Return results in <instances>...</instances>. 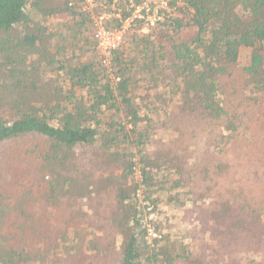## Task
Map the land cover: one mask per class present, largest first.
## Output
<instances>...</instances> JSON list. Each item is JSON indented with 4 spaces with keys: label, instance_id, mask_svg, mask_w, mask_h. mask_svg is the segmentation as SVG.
Masks as SVG:
<instances>
[{
    "label": "trees",
    "instance_id": "16d2710c",
    "mask_svg": "<svg viewBox=\"0 0 264 264\" xmlns=\"http://www.w3.org/2000/svg\"><path fill=\"white\" fill-rule=\"evenodd\" d=\"M97 1L113 29L148 0ZM182 1L107 66L84 0H0V264H264V0ZM163 201L189 229L151 244ZM236 229L252 245L200 253Z\"/></svg>",
    "mask_w": 264,
    "mask_h": 264
},
{
    "label": "rangeland",
    "instance_id": "374dc122",
    "mask_svg": "<svg viewBox=\"0 0 264 264\" xmlns=\"http://www.w3.org/2000/svg\"><path fill=\"white\" fill-rule=\"evenodd\" d=\"M117 1H119V0H117ZM170 1H172V0H157L156 3H154L152 6L153 11L150 12L149 17L154 19L155 13H157L158 11H160L161 15L163 14V17H165L169 14L171 15V10L174 7H171V5L169 4ZM177 6L178 7L184 6V2L181 0V2H179L177 4ZM177 12L178 13H176V14L174 13L173 16L180 14L179 11H177ZM151 31H153V30H151ZM151 31H150V28L148 27V24L145 23L140 32L141 33L148 32V34H149V32H151ZM128 34H127V36H128ZM143 34H145V33H143ZM90 36H92V34ZM75 50H76V53L74 52ZM75 50H73V53H75L76 56H79V54L81 56V53L83 54V52H79L77 49H75ZM94 55L95 54H92V56H91L93 60H95V58H97ZM250 57H251V50L250 49L242 50L241 57H240V65L241 66L248 65L250 62ZM38 59H33L34 62L36 60H38L39 61L38 63L40 64V68L38 70L37 77L40 78L44 83L50 81V82H53L54 84L56 83L57 87H58V85L60 86L61 82L58 81L57 74L54 75V73L51 72L52 69H51V67H49L50 65L47 63L48 61L45 58V56L41 55ZM56 66L58 67V64H56ZM55 78H56V82H55ZM163 126L159 125V128L156 130L155 134H156V137L158 136L159 138H166L167 139L169 136L163 132V129H162ZM167 141H169V140H167ZM157 144H159V142ZM184 146H187V145H184ZM167 148L170 150L168 152L166 151L164 153L165 154L168 153L167 154L169 156L168 158L172 157L171 159L175 160L176 163L180 162L183 158H185L187 151H188V148L178 147V148H180L181 151H180V153H178V156L175 157V156H173L174 151H179L177 146L176 145H170V146H167ZM158 150H160V149H158ZM158 150L156 152H158ZM163 151H165V150H163ZM83 158H85L83 160L84 165L87 166V164L88 165L91 164V161L88 157H83ZM156 158H157V156H156ZM138 168L140 169V165ZM139 169H138L137 174L135 176V180L140 183V178H141L140 174L141 173H140ZM151 209L152 208L150 207L147 211L150 212ZM184 215H185L184 214V207L182 206L181 203H179L177 201V202L173 203L172 206H169L166 203V201H163L159 210H156L155 212H153L152 214L150 213V215L147 216L150 243L153 244L155 239H161L164 232L172 235L174 240L176 237L178 238V237H181L182 235H184V233L187 232L189 229V227L188 228L185 227L186 221H185ZM228 217H229V215H228ZM226 223H228V222H226ZM158 224H160V228H158ZM237 225H239L238 221H235V222L233 221L230 226H232V228H235ZM202 226L207 228V225H205V223ZM219 230H221V229H219ZM191 231L194 233L193 236L197 237V234H198L197 231L198 230L192 229ZM235 231L237 233L234 234V240L232 239L231 243L229 242L228 238L225 239V237L223 235H219V234L216 236L214 235V240L207 238V239L211 240L212 243L207 244L206 241H202L200 253H202V255L204 257H208V256H212V253L210 251V250H212V251L216 252V254L214 256H216L218 254V256L221 259H223L230 253L232 255H234V250L238 246V244L246 242L249 246L252 245V242L250 241V239H248V236H246L243 233L240 234L241 231H238V229H236ZM233 241H235V242H233ZM179 246L182 248V244L179 243L177 245L178 248H176V249L178 251L179 250L181 251V248H179ZM196 261L197 260L194 259V260L190 261L189 264H196Z\"/></svg>",
    "mask_w": 264,
    "mask_h": 264
},
{
    "label": "built area",
    "instance_id": "2783aa9c",
    "mask_svg": "<svg viewBox=\"0 0 264 264\" xmlns=\"http://www.w3.org/2000/svg\"><path fill=\"white\" fill-rule=\"evenodd\" d=\"M157 0H148L141 6L135 7L133 1L127 7L128 9L135 8L133 14L125 21L121 22V25L117 28L109 29L107 28V21L109 19L121 18V9H118L114 4L112 10L102 11L97 13L102 6V4L97 0H84V7L86 10L92 13L93 20L96 26L95 38L98 42V51L101 53L104 59V64L109 66L113 53L118 50L124 43L125 36L130 30L134 20L141 19L144 20L150 31L156 27V23L164 21L165 17L160 14V11L155 13L154 19L150 18V12L152 10V5L156 3ZM108 8V7H106ZM145 29V28H144ZM148 34V32H143ZM150 33V32H149Z\"/></svg>",
    "mask_w": 264,
    "mask_h": 264
}]
</instances>
